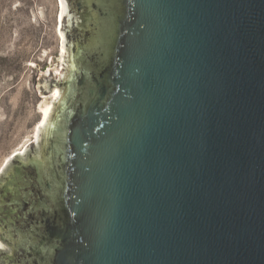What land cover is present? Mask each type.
Wrapping results in <instances>:
<instances>
[{
	"label": "water",
	"instance_id": "obj_1",
	"mask_svg": "<svg viewBox=\"0 0 264 264\" xmlns=\"http://www.w3.org/2000/svg\"><path fill=\"white\" fill-rule=\"evenodd\" d=\"M112 10L105 56L73 76L66 30L42 144L0 178L50 146L49 264H264V0Z\"/></svg>",
	"mask_w": 264,
	"mask_h": 264
},
{
	"label": "rangeland",
	"instance_id": "obj_2",
	"mask_svg": "<svg viewBox=\"0 0 264 264\" xmlns=\"http://www.w3.org/2000/svg\"><path fill=\"white\" fill-rule=\"evenodd\" d=\"M59 9L60 0H0V178L16 153L33 146L43 78L61 57Z\"/></svg>",
	"mask_w": 264,
	"mask_h": 264
},
{
	"label": "flooded vegetation",
	"instance_id": "obj_3",
	"mask_svg": "<svg viewBox=\"0 0 264 264\" xmlns=\"http://www.w3.org/2000/svg\"><path fill=\"white\" fill-rule=\"evenodd\" d=\"M66 1L71 14L66 30L73 40L70 71L73 76L82 68V59L91 60L92 66L105 56L113 10L112 0ZM71 81L67 79L64 85L70 87ZM50 149V146L46 148L43 160L29 154L25 162L15 161L0 182V242L5 246L0 248V264L50 263L49 246L39 245V235L44 238V227L48 223L43 212L48 206V193L58 188Z\"/></svg>",
	"mask_w": 264,
	"mask_h": 264
},
{
	"label": "bare ground",
	"instance_id": "obj_4",
	"mask_svg": "<svg viewBox=\"0 0 264 264\" xmlns=\"http://www.w3.org/2000/svg\"><path fill=\"white\" fill-rule=\"evenodd\" d=\"M57 19H58L57 32L61 40V57L59 58L60 61L56 68L54 69L50 68L45 72V76L43 78L44 85L42 89H43V94L46 95V98L43 101V103L40 105L41 120L36 129L34 141L32 142L31 145H38L40 143L42 133L44 129H46L49 119L52 113L54 112L55 106L60 101L62 95L60 88L50 89L48 85V79L54 78L55 81L62 80L64 78V73L67 65L69 50H68V36L66 34V29L71 23V14H70L69 5L66 0H60V9ZM24 152L16 153V155L13 157L12 160L21 156ZM0 248H5V246L1 242H0Z\"/></svg>",
	"mask_w": 264,
	"mask_h": 264
}]
</instances>
